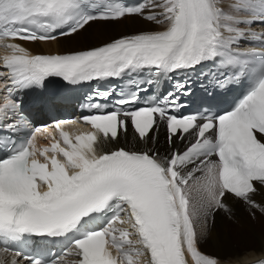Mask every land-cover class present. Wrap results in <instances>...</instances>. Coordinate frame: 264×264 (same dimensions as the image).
Instances as JSON below:
<instances>
[{"label": "snow or ice", "instance_id": "1", "mask_svg": "<svg viewBox=\"0 0 264 264\" xmlns=\"http://www.w3.org/2000/svg\"><path fill=\"white\" fill-rule=\"evenodd\" d=\"M130 16L158 27L65 53L33 54L23 46ZM0 43L9 50L0 60V125L13 134L30 126L17 94L44 90L51 77L69 85L143 73L155 79L210 74L219 86L238 74L250 80L232 110L213 114L209 104L188 115L177 114L184 105L176 93L191 94L179 81L175 92L148 106L125 108L138 103L142 90L131 80L136 91L114 110L80 118L92 131L73 137L56 122L6 141L0 264H221L200 248L209 215L227 210L229 195L264 212L255 200L264 192V0H144L135 7L120 0H0ZM41 98L59 97L41 92ZM129 126L143 149L101 150ZM161 127L171 148L164 156L154 146ZM45 132L51 143L38 147L37 135ZM177 140L188 142L184 151L172 147ZM33 237L67 247L47 259L46 252L16 247Z\"/></svg>", "mask_w": 264, "mask_h": 264}, {"label": "bare ground", "instance_id": "2", "mask_svg": "<svg viewBox=\"0 0 264 264\" xmlns=\"http://www.w3.org/2000/svg\"><path fill=\"white\" fill-rule=\"evenodd\" d=\"M124 20H127L126 24L123 23ZM149 23L154 24L152 22H146L138 16H130L113 21H95L92 22L86 30L81 31L79 35H74L69 38L60 37L57 41L25 43L23 46L32 52H68L77 49H87L100 46L117 37L120 38V36L131 35L135 32L156 29L158 27L157 25L152 27L153 25L150 26ZM120 24L127 26L121 25L122 27L119 34L111 33L113 27H120ZM109 34H112V36L110 37ZM75 37H77L78 40H76L77 38L75 39ZM185 144H187V141H179L175 142L173 146L177 147L180 149V152H182V148ZM116 145L135 149L145 147L140 140L135 138L129 128L127 134H122L120 136L118 143L106 144L102 146L101 150L106 151L110 148H114ZM154 146L158 149L161 156L167 155L170 151V146L166 142L163 127L155 134ZM197 175L201 174L197 173ZM255 200L258 204L264 206V192L258 194ZM224 203L227 205V210L217 209L212 212L207 219V235L200 243L201 250L206 254L220 258L221 264H242L264 256V228L258 231L252 225L250 217L253 213L259 216L264 214V212H261L260 209H252L243 201H239L231 196H228L227 199L224 200ZM237 223H239V226L245 227L247 236H238ZM235 241L240 242L235 244L232 243ZM244 243L246 244L243 245ZM250 243L251 246L249 247Z\"/></svg>", "mask_w": 264, "mask_h": 264}, {"label": "rangeland", "instance_id": "3", "mask_svg": "<svg viewBox=\"0 0 264 264\" xmlns=\"http://www.w3.org/2000/svg\"><path fill=\"white\" fill-rule=\"evenodd\" d=\"M140 18V17H139ZM140 19H142V18H140ZM123 23H127V20L125 21H123ZM121 25H123V24H120V27H117V28H115V27H113V26H111V27H113V30H111V33H117V34H119L120 33V31H121ZM149 25L151 26V25H153L152 27H154V26H156L155 24H151V23H149ZM123 26H127V25H123ZM115 28V29H114ZM127 28H129V27H127ZM109 36L111 37L112 36V34H109ZM121 37V36H120ZM77 37H75V39H76ZM78 38H79V36H78ZM78 38L76 39V40H78ZM117 38H119V37H117ZM117 38H115V39H117ZM110 41H112V40H110ZM86 49V48H85ZM77 50H81V49H77ZM71 51H74V50H71ZM162 141H164V140H162ZM163 144V143H162ZM250 217H251V223H252V225L258 230V231H260V229L261 228H264V214H261V215H259V216H256V215H250ZM260 217V218H259ZM263 219V220H262ZM237 226V229H238V236H243V235H246L247 236V230L245 229V227L244 226H239V223H237L236 224ZM251 246V243L249 244V247Z\"/></svg>", "mask_w": 264, "mask_h": 264}, {"label": "trees", "instance_id": "4", "mask_svg": "<svg viewBox=\"0 0 264 264\" xmlns=\"http://www.w3.org/2000/svg\"><path fill=\"white\" fill-rule=\"evenodd\" d=\"M239 242H240V241H235V242H232V243H234V244H235V243H239ZM245 244H246V243H244L243 245H245ZM242 247H243V246H242Z\"/></svg>", "mask_w": 264, "mask_h": 264}]
</instances>
